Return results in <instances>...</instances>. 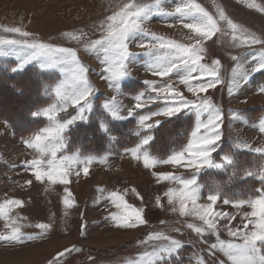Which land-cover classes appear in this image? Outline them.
<instances>
[{"label":"rangeland","instance_id":"obj_1","mask_svg":"<svg viewBox=\"0 0 264 264\" xmlns=\"http://www.w3.org/2000/svg\"><path fill=\"white\" fill-rule=\"evenodd\" d=\"M187 2L159 0L156 5V0H0V40L42 42L74 51L87 69L86 77L92 87L87 98L91 108H85L84 113L86 119L65 129L64 146L56 152L57 160L65 156L78 158L68 170L69 182L52 183L47 177L37 180L29 162L39 159L46 170L52 157L42 155L26 142L42 129L53 126L54 122L42 114L43 110L56 105L55 122L65 123L79 114L85 101L79 105L69 103L60 111L53 89L65 80L64 72L59 67H41V58L23 64L26 55L31 54L23 43L0 44V52L7 53L0 55V73L10 80L11 94L14 96L15 84L22 85L27 75L37 84L35 96H28L34 97L33 105L26 111L25 106H15L21 104L19 95L18 100L7 94L13 100L7 109L0 104V235L8 236L16 228L21 233L20 242L0 240V264H232L219 246L214 249L211 245H218L217 237L226 243H242L238 236L229 235V229L251 232L254 227L250 221L260 218L259 208L255 210L257 216L247 214L253 211L251 201L264 197V151H255L264 149V133L259 130L264 121V92L260 91L264 88V70L252 71L264 55V43H244L239 31L234 40L227 21L219 19V11L223 10L228 19L264 41V0H195L221 29L211 39L199 37L184 27L191 21L181 19L175 8ZM129 3L153 6L152 13L142 23L144 32L134 33L127 41L132 54L126 61L128 75L109 80L107 65L102 63L105 54L100 46L93 48L92 44L106 35L108 17ZM12 27H19L30 36L5 31ZM153 35L185 45L200 40L205 48L200 64L215 70L220 82L194 94L189 86L207 83L211 77L206 73H192L190 84L182 83L181 77L186 73L175 69L164 76L154 74L150 65L164 50L157 53L153 49L149 53L157 43ZM238 64L242 68L237 69ZM234 70L248 71L247 79L234 77ZM169 86L170 98L166 102L165 94L158 90ZM0 89L5 92L1 84ZM181 96L197 105L207 99L219 110L221 139L211 159L223 167L196 169L185 163H163L187 147L198 119L206 122L208 112L198 117L195 109L188 108L170 117L152 115L141 126L142 116L163 111L171 101L179 105ZM137 103L141 107L137 108ZM17 111L24 112L25 122L3 116ZM112 111L120 118L113 117ZM38 113L41 115H34ZM167 122H176L177 128L166 136L163 126ZM148 124L152 127H146ZM148 136L152 139L142 144ZM161 136L173 138L174 143L157 148L155 138ZM138 145L140 159L134 158L131 151ZM145 151L156 161L154 166H145ZM226 156L232 159L231 164L223 160ZM163 174L195 181L199 190L197 203L212 204L213 212L221 214L214 218L215 232L208 230L197 216L181 215L178 201L169 203L166 193L169 189L179 190L181 185L163 179ZM113 193L123 201L114 202ZM211 194L218 196L214 204L207 199ZM241 201L242 206H235ZM188 207H192L190 202ZM174 208L177 210L173 211ZM132 209L141 211L144 223L137 221L136 226L126 227L120 226L122 219L112 218L124 217ZM39 224L50 227L42 230L37 227ZM189 224L205 228V233L198 234ZM29 236L35 238L28 239ZM164 236L182 246L171 254L163 253L161 259L150 255L169 246L170 240L157 238ZM257 246L264 250V242H258ZM61 252L64 255L58 257ZM56 257L58 261L54 260Z\"/></svg>","mask_w":264,"mask_h":264},{"label":"snow or ice","instance_id":"obj_2","mask_svg":"<svg viewBox=\"0 0 264 264\" xmlns=\"http://www.w3.org/2000/svg\"><path fill=\"white\" fill-rule=\"evenodd\" d=\"M156 5H159V0H156ZM250 7L255 5H249ZM153 6L147 4H136L129 3L125 4L123 8L113 16L108 17V24L106 28V35L102 40H96L93 42L92 47L95 48L97 45L100 46L104 52V57L102 63L107 65L105 71L109 74V80L119 79L128 75L126 61L129 60V57L132 55L128 51L127 41L130 40L131 36L137 32H144L142 28L143 21L147 20L152 13ZM175 13L179 14L181 19L189 18L191 22L185 23L184 27L195 32L199 37L205 39H211L217 32H220L221 29L218 27L217 21L203 8L200 4L196 3L195 0H188L187 3L179 5L175 8ZM219 19L227 21L228 27L232 29L234 35L233 39L238 37L235 35L239 31L244 37V43H264V41L257 38L254 34L248 33L247 29L242 28L235 24L232 20L224 14L223 10L219 11ZM7 32L19 33L23 37L30 36L28 32H22L19 27H12L5 29ZM223 34V33H222ZM152 39L157 41L156 44H153L149 49V53H152L153 49L157 50L159 53L160 50H164L163 54H157L155 56L154 63L150 65L153 70V73L156 75L164 76L171 73L174 69L177 72H184L186 75L181 77L182 83L190 84V80L193 79L192 73L200 71L202 74L206 73L211 79L207 83H202L197 87L189 86V91L194 94L202 91H207L208 88L215 86L219 83L218 73L215 70L206 68L204 65L200 64L202 59V53L205 51V48L200 40H197L193 45L180 44L175 41L165 40L162 37L152 36ZM23 43L26 49L31 50L30 55H26V58L23 60V64H27L32 60L41 58L42 63L41 67H59L62 72L65 74V80L57 84L53 91L57 98V104L61 107L60 111L66 109V107L71 103L72 105H79L81 101H85V105L79 108V114L72 116L71 119L67 120L65 123L55 122L54 113L57 110V106L53 105L51 108L44 109L43 115L52 120L53 126L46 127L42 129L38 134L34 136L33 139L27 141V146L34 147L41 152V154H50L52 159L47 161V169L43 170L41 165L42 161L39 159L30 161V165L35 169L34 175L37 180H42L47 177V179L56 183L67 184L68 181V170L71 168L73 163L78 162V158L74 156H65L60 160L56 159V152L63 148V136L62 133L68 128L69 125L75 121L86 119L84 113L85 108L90 110L91 104L87 100L88 96L92 92V87L89 84V81L86 77L87 69L78 61L76 53L70 49H65L61 47H52L46 45L42 42H32L29 43L27 40H0V44L8 45H19ZM145 45H141L144 47ZM7 54L0 52V55ZM237 57H233V60H237ZM260 62L252 68V71L264 70V55L260 57ZM218 63V61H217ZM23 64L21 67H23ZM242 68V65H237V69ZM248 71L238 72L234 70V77L239 75L241 79L246 80ZM203 78V76L201 77ZM156 89H154L155 91ZM231 92V88L229 89ZM264 92V88L260 90ZM158 93H164L163 99L168 102L170 98V86L169 88L159 89ZM157 98H160L159 95ZM106 108H109V105H105ZM137 108L141 107V104L137 103ZM193 108L197 111L198 117L203 112H208L207 121L199 120L196 124V129L191 133V140L188 142L187 147L183 151L178 152L177 154L171 156L170 159L163 161V163H173L181 164L185 163L196 169L207 167L221 168L224 165L221 163H214L211 159V154L216 150L215 145L221 139V134L219 131L220 121L222 116L218 109H215L210 102L205 99L200 105H197L194 101L185 100L182 96L179 100V105L175 101L166 103L163 111L151 113L150 115L142 116L140 118L141 126H145V121L149 120L152 115H163L166 117L173 116L184 109ZM131 114V113H130ZM41 115V113L34 114ZM111 115L116 118H120L116 111H112ZM159 124V121L156 122ZM146 127L151 128L152 125L148 124ZM49 129H56V134L49 135ZM201 129H204V132L201 134ZM259 130L264 133V121H261L259 125ZM152 138L150 136L146 137L142 144H147ZM241 145H238L240 147ZM247 147V145H243ZM132 155L136 159H140L138 154L141 151V146L138 145L136 148L132 149ZM256 152H262L264 149L257 148ZM187 153V159L185 157ZM223 160L227 164L232 163V159L229 157H224ZM143 162L146 167L154 166L156 161L150 157V155L145 151L143 152ZM85 174L88 172V168H84ZM163 179H171L178 182L181 185L179 190L169 189L166 195L169 198V203L173 201L179 202V212L181 215H195L200 220L203 221L204 225L207 226L208 230L215 232L216 223L215 216L221 215L220 213H214L212 210V204L209 205H200L197 203L199 199V190L195 187L194 180H185L171 174H163ZM115 201H123V198L118 194L113 193ZM207 199L213 204L218 200V196L211 194ZM188 202L191 203L192 207H188ZM228 203V200L224 201ZM17 205L21 204L20 201H12ZM67 203V201H65ZM243 201L237 207L243 205ZM160 204L159 197H157V205ZM120 205L117 204V207ZM6 207V205H5ZM251 207L253 211L247 215L257 216L258 213L255 211L257 208L260 209L259 220L250 221L253 224L254 230L251 232L242 231V230H231L229 229L230 236H238L243 242H224L218 239V245L212 244V248H217L219 246L220 250L225 253L232 264H264V250L261 247H258V242H264V197L251 201ZM177 209H173L176 211ZM114 220H123V224L120 226L134 227L136 222L144 223L141 218V211L137 209H132L124 217L113 216ZM38 228L42 230H47L50 225L39 224ZM189 228H193L195 232L203 235L205 233V228L195 227L194 225L189 224ZM248 225L245 224L244 228L247 229ZM35 237L29 236L28 239H34ZM164 240H170L169 237H157ZM12 240L16 242L21 241V233L19 228L13 229L12 233L8 236L0 235V240ZM181 243L174 239L170 240V244L167 248H161L157 252H153L150 255L155 256L161 259L163 253L171 254L177 251L181 247ZM64 253L61 252L59 256H63ZM58 257L54 260L58 261ZM52 264V262H50Z\"/></svg>","mask_w":264,"mask_h":264},{"label":"trees","instance_id":"obj_3","mask_svg":"<svg viewBox=\"0 0 264 264\" xmlns=\"http://www.w3.org/2000/svg\"><path fill=\"white\" fill-rule=\"evenodd\" d=\"M24 83L22 85H19L20 82L18 84H15V86L17 87V90L14 93V96L11 94V87H10V80L6 79L1 73H0V84L4 87L3 90H5V92L2 93V89H0V104H2L3 109H7V106H9V104H12L13 100L10 99L9 97H7V94H10L11 96H13L14 98H17L19 100L21 96L22 101L20 102L21 104L15 105L16 107H20L22 108L23 106H25V111L27 110V107H31V105H33V99H31L30 97H28L30 94H35V90L37 87V84L35 82V80L33 78H29V76L27 75V78L23 79ZM5 84H7V87L5 86ZM18 90H21V94L18 93ZM4 96V97H3ZM35 96V95H34ZM7 97V98H6ZM25 97V98H24ZM38 105V104H37ZM6 119H13V120H20V122H25V114L24 112H13L12 114L9 115V117H6L5 115H3ZM2 117V116H1ZM176 122H167L164 124L163 129H165L163 131L164 135H170L172 133V131H176ZM126 126V125H125ZM26 133V132H25ZM166 136H161V137H157L156 139V144H157V148H164V147H168L170 146L172 143H174L173 138L168 139V137ZM166 137V138H165ZM155 142V141H154ZM163 150V149H162Z\"/></svg>","mask_w":264,"mask_h":264},{"label":"clouds","instance_id":"obj_4","mask_svg":"<svg viewBox=\"0 0 264 264\" xmlns=\"http://www.w3.org/2000/svg\"><path fill=\"white\" fill-rule=\"evenodd\" d=\"M56 134V129H49V135H55Z\"/></svg>","mask_w":264,"mask_h":264}]
</instances>
